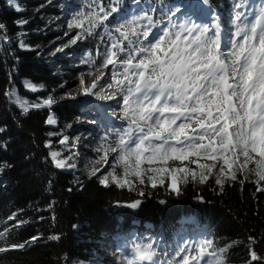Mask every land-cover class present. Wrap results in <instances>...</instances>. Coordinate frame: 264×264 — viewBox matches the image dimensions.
I'll list each match as a JSON object with an SVG mask.
<instances>
[{"label":"snow or ice","instance_id":"snow-or-ice-1","mask_svg":"<svg viewBox=\"0 0 264 264\" xmlns=\"http://www.w3.org/2000/svg\"><path fill=\"white\" fill-rule=\"evenodd\" d=\"M8 2L23 11L17 0ZM133 4L129 12L124 0H88L67 24L77 30L70 44L97 38L104 46L103 52L97 47L98 65L91 53L81 61L89 71L79 75L77 92L67 97H95L119 105V112L112 111L110 116L121 125H113L101 137L89 178L97 177L105 188L136 191L141 197L149 187H166L180 196L189 182L206 184L210 179L220 193L226 184L239 183L242 189L249 180L264 192V0L255 6L248 0L234 5L237 11L230 21V35L211 10L210 0L193 2L179 23L173 19L182 11L179 6H153L151 0L143 5L133 0ZM158 7L160 19L154 21ZM5 27L0 23V32ZM20 47L30 46L21 42ZM86 76L94 79L88 82ZM24 86L33 92L45 87L27 80ZM5 95L23 114L51 109L56 103L51 95L31 103L16 95L15 89ZM45 123L55 125L58 120L50 112ZM69 141L64 135L59 143ZM46 146L51 147V141ZM76 155L61 158L60 152H50L58 169L75 168L69 161ZM5 166H0V172ZM142 202L136 199L123 206L137 209ZM121 204L116 201L117 206ZM16 218L13 212L7 220L15 223L0 231V256L31 248L41 238L9 243L11 231L28 223ZM48 239L58 241L61 236L53 234ZM249 242L256 240L249 237ZM238 243L217 247L208 234L185 238L170 253L151 239H134L124 243L122 259L124 264H230V250ZM249 255L247 264H264V257L251 247Z\"/></svg>","mask_w":264,"mask_h":264},{"label":"trees","instance_id":"trees-1","mask_svg":"<svg viewBox=\"0 0 264 264\" xmlns=\"http://www.w3.org/2000/svg\"><path fill=\"white\" fill-rule=\"evenodd\" d=\"M43 1L48 2L46 12L52 17L60 12L57 6L72 15L88 2L17 0V4L25 9L17 11L8 0H0V23L6 26L0 32V166L6 165L0 172V231L5 226L12 227L15 221H9L7 217L16 212L17 220L28 223L11 231L9 243H22L37 235L41 237L31 248L0 256V264H124L110 256L108 250L122 255L124 243L151 239L171 253L183 239H192L187 237V230L197 238L210 234L217 247L238 241L230 250V264H247L250 247L264 257V192L257 191V185L251 180L246 181L242 189L239 183L226 184L223 193L212 179L206 184L189 182L180 196L170 194L166 187H149L141 197L136 191L115 186L105 188L97 177L89 178L79 169L63 171L54 166L47 143L51 141L55 147L65 148L59 144L60 130L45 121L50 112H54L64 122H71L79 110H63L56 106L23 114L5 93L15 89L16 95L24 100L48 97L45 92L32 94L25 91L24 79L47 88L65 81L68 89L76 88L79 75L89 71V66L81 61L91 53L98 65L97 47L103 52L104 46L97 38H89L72 45L69 49L72 59L54 61L46 56L37 46L45 44L50 34L32 32L43 24L39 17L45 11L39 9ZM193 2L198 0H151V5L163 3L170 8H183ZM240 2L210 0L211 10L229 31H232L230 21L237 11L234 5ZM256 2L248 0L251 6ZM141 4H145V0H141ZM134 7L133 0H124V8L129 12ZM158 19L159 7L153 15L154 21ZM18 20L30 22L22 26L16 23ZM20 42L32 49L21 48ZM95 119L99 122L97 117ZM113 125L119 127L121 124L109 121L108 126L101 122L82 125V131L93 137L87 143L96 148ZM200 196L203 200L198 199ZM136 199L143 201L139 208L123 206L124 202ZM116 201L122 202L121 206H117ZM147 224L151 226L147 227ZM53 234H59L61 239L49 240ZM249 237H254L256 243L250 245Z\"/></svg>","mask_w":264,"mask_h":264},{"label":"rangeland","instance_id":"rangeland-1","mask_svg":"<svg viewBox=\"0 0 264 264\" xmlns=\"http://www.w3.org/2000/svg\"><path fill=\"white\" fill-rule=\"evenodd\" d=\"M11 6L15 8L14 5H11ZM53 7H56V5H53ZM40 8H42V10L45 9V11H42L39 14V17L41 18V21L43 22V24L40 26V28L32 30V32L36 31V32H42L44 34H50V35L48 36L49 39L45 44L39 45L37 47L40 49H43L44 52L46 53V56L53 58L54 61H58L59 58L72 59L73 57L71 53L69 52V49L72 47L73 44H70L69 40L75 34L77 30L76 29L70 30L67 26L68 21L71 19V14L63 10L62 7L57 6L56 9L59 10L60 12L59 14L52 17L49 12H46V10L49 8L47 1H43V5L40 6L39 9ZM22 9L23 11H25L24 8ZM187 9L188 8H183L181 13H177V17H174L173 19L179 23L180 16H182L184 11ZM36 10L37 9H34V11ZM29 22L30 20H28L26 24H28ZM26 24H23V25H26ZM66 33L68 34L66 35ZM65 45H67V47H65ZM24 49L29 50V49H32V47L31 46L25 47ZM58 49H62V51H58ZM91 78L92 77H88V79H91ZM26 80L31 81L29 79H24L22 81V85L25 91L32 93V94H38L40 92H45L48 96L51 95L54 98L56 103L53 104L51 108L56 107V106L61 107V109L63 110H67L69 108H75L79 111L87 113V115L92 116L93 119L89 118V116L87 115L85 116L83 115L82 117L76 115L75 117H73V120L71 122H64L58 117L56 113L52 112L57 118L58 123L55 125H49L50 127H57L60 130V132L62 133L60 140L63 138L64 135H67L70 137L69 143L67 145H63L65 148L64 150H61L60 148L55 147L53 142H51L50 152L51 151L60 152L61 158H64V157L72 155L73 153H76L77 155L74 157V159L69 161V163L76 164V167L72 169H79L84 175L89 176V171L91 167L93 166L92 161L96 159L97 153L94 151L95 147L87 143V141L89 139H93V137L82 131L83 129L82 125L84 124L95 125L96 123L98 124L99 122H101L104 126H108L109 120L102 119L94 106H90V105L85 106L81 102L80 103L75 102V100L79 97V95L78 97L76 96L75 99H71L67 97L66 95L67 93L75 94L78 90V86L73 89H68L66 86V82L61 81L57 86H53L51 88L44 87V89L42 90L33 92L24 86V81ZM61 85H63V87H61ZM44 98L45 97L40 96L33 100L27 99V101L32 100L31 103H36ZM117 111L119 112V107ZM96 116H97V119H99V122L98 120L95 119ZM116 123L121 124L120 121ZM68 125H71V127H68ZM76 137H79V141L75 140ZM73 143L75 144V147H72ZM96 166L100 167V165H96ZM191 166L195 167L194 165H191ZM72 169H61V170L71 171ZM138 186L144 187L143 185H138ZM146 226L148 227L151 225L147 224ZM191 233H192L191 230H187V237L192 238V239H197V237L191 236L190 235ZM107 253L110 254V256L115 257L117 261H123L122 255H120L117 251L111 249V250H108Z\"/></svg>","mask_w":264,"mask_h":264},{"label":"bare ground","instance_id":"bare-ground-1","mask_svg":"<svg viewBox=\"0 0 264 264\" xmlns=\"http://www.w3.org/2000/svg\"><path fill=\"white\" fill-rule=\"evenodd\" d=\"M105 71V70H104ZM86 81L90 82L91 79H94V77H92L91 79H87L85 78ZM114 91V90H113ZM78 97V95H77ZM75 102H81L83 105L85 106H95L99 109V112L102 114V118H106V119H110L112 118L110 116V113L112 111H116L117 112V103L116 101H112V100H99V99H96L95 97H92V98H85L83 96H79ZM80 113H82V115H79L80 117L83 116L84 112L82 111H79ZM77 115V114H76ZM114 119V118H112Z\"/></svg>","mask_w":264,"mask_h":264},{"label":"water","instance_id":"water-1","mask_svg":"<svg viewBox=\"0 0 264 264\" xmlns=\"http://www.w3.org/2000/svg\"><path fill=\"white\" fill-rule=\"evenodd\" d=\"M105 71H109V70H105Z\"/></svg>","mask_w":264,"mask_h":264}]
</instances>
